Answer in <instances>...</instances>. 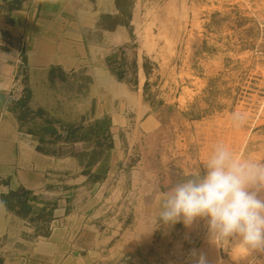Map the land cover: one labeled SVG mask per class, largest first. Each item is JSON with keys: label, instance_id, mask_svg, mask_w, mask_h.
Segmentation results:
<instances>
[{"label": "rangeland", "instance_id": "1", "mask_svg": "<svg viewBox=\"0 0 264 264\" xmlns=\"http://www.w3.org/2000/svg\"><path fill=\"white\" fill-rule=\"evenodd\" d=\"M119 4L132 35L127 45L52 84L45 111L22 119L44 136L55 130L60 151L70 149L62 175H87L102 186L84 224L90 235L70 240L57 232L56 242L71 244L67 256L79 259L77 249L87 248L85 264H191L194 248L210 264H264V251L217 247L203 220L156 222L161 193L203 171L217 143L264 160V0ZM102 24L112 28L116 20ZM234 114L245 122L238 126ZM40 210L24 222L6 220L0 264L51 262L44 257L52 258V205L44 216Z\"/></svg>", "mask_w": 264, "mask_h": 264}, {"label": "crops", "instance_id": "2", "mask_svg": "<svg viewBox=\"0 0 264 264\" xmlns=\"http://www.w3.org/2000/svg\"><path fill=\"white\" fill-rule=\"evenodd\" d=\"M120 1L0 0V229L7 230V219L24 222L39 207L38 215L44 216L52 205L54 241L46 247L52 253L44 257L51 259L46 264H85L80 251L87 248L77 249L79 259L67 256L71 244L56 241L62 232L70 240L90 235L84 224L99 204L102 186L87 183V175H62L72 160L70 149L60 151L55 130L44 136L22 119L45 111L52 84L97 55L109 56L127 45L132 35L122 23ZM104 19L116 24L107 28ZM16 93L23 95L19 102Z\"/></svg>", "mask_w": 264, "mask_h": 264}, {"label": "clouds", "instance_id": "3", "mask_svg": "<svg viewBox=\"0 0 264 264\" xmlns=\"http://www.w3.org/2000/svg\"><path fill=\"white\" fill-rule=\"evenodd\" d=\"M237 125L244 116L234 114ZM203 220L217 247L235 245L240 252L264 251V160L243 158L217 143L198 170L160 195L156 222ZM191 264H210L205 252L192 249Z\"/></svg>", "mask_w": 264, "mask_h": 264}, {"label": "built area", "instance_id": "4", "mask_svg": "<svg viewBox=\"0 0 264 264\" xmlns=\"http://www.w3.org/2000/svg\"><path fill=\"white\" fill-rule=\"evenodd\" d=\"M120 55H122V54H120ZM127 57H128V52H126L124 55H122L123 59L120 57L121 58L120 62H121V69L122 70H125V67L127 66V64H126L127 63V60H126ZM125 64H126V66H124ZM21 99H23V95L22 94H17V96H15V100L17 102H19Z\"/></svg>", "mask_w": 264, "mask_h": 264}, {"label": "trees", "instance_id": "5", "mask_svg": "<svg viewBox=\"0 0 264 264\" xmlns=\"http://www.w3.org/2000/svg\"><path fill=\"white\" fill-rule=\"evenodd\" d=\"M101 125H102V124H96V125H95V128L99 129V128H101V127H100ZM76 131H77V130H76ZM73 132H75V130H74ZM111 149H113V144H112V143H111L110 146L108 147V150H111Z\"/></svg>", "mask_w": 264, "mask_h": 264}]
</instances>
